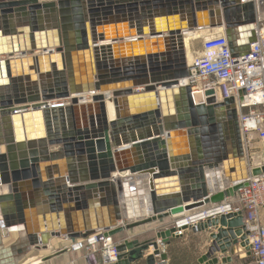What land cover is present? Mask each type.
I'll return each instance as SVG.
<instances>
[{
	"label": "water",
	"instance_id": "obj_1",
	"mask_svg": "<svg viewBox=\"0 0 264 264\" xmlns=\"http://www.w3.org/2000/svg\"><path fill=\"white\" fill-rule=\"evenodd\" d=\"M263 21L264 0H0V264H19L51 238L112 237L242 188L235 99L216 101L210 89L203 100L181 83L184 33L222 27L240 56ZM83 93L90 100L80 101ZM61 99L67 104L53 102ZM132 197L146 213L129 216ZM207 228L200 263L248 249L240 216L191 227ZM174 230L150 242L124 239L112 264H134L150 246L147 264L166 260L159 243ZM10 233L17 236L4 245Z\"/></svg>",
	"mask_w": 264,
	"mask_h": 264
},
{
	"label": "built area",
	"instance_id": "obj_2",
	"mask_svg": "<svg viewBox=\"0 0 264 264\" xmlns=\"http://www.w3.org/2000/svg\"><path fill=\"white\" fill-rule=\"evenodd\" d=\"M256 28V38L245 54L233 56L225 33L212 32L200 38V48L193 53L191 63L187 62L184 84L189 86L192 96L201 93L205 100V92L211 89L216 101L235 99L248 176L246 184L234 194L177 219L173 234L179 236L183 229L196 227L199 222L233 213L243 220L248 233L246 245L254 263L264 264V27L257 24ZM242 89L245 93L240 100ZM254 169L259 174H254ZM118 243L98 233L78 240L72 248L85 250V264H112L119 254Z\"/></svg>",
	"mask_w": 264,
	"mask_h": 264
},
{
	"label": "crops",
	"instance_id": "obj_3",
	"mask_svg": "<svg viewBox=\"0 0 264 264\" xmlns=\"http://www.w3.org/2000/svg\"><path fill=\"white\" fill-rule=\"evenodd\" d=\"M204 19L205 18H203V20ZM206 20L207 21L209 20L208 15L206 17ZM259 25L264 27V21L259 23ZM192 31L197 34V38H202L203 36L208 35V33L210 32L224 34V29L222 27H218L217 29L195 28L192 29ZM237 34L239 35V32ZM240 34L244 35V32H240ZM133 199L134 197L130 198L131 204L128 206L130 210L135 205ZM211 204L212 203L205 204L203 206L196 207L195 209L181 212V214L168 215L165 216V218L154 220L152 222H149V224L135 226L132 229H125L119 232L118 234H115L111 238H113V241L117 243L122 242L124 239H128L130 241H135V242H150L151 240H157L158 239V236H156L157 232L161 230H165V228L173 225V223L177 219L188 214H193L197 212V210L207 208ZM135 208H138L137 205ZM213 229L207 228L205 230H197V232H195L190 227H188L182 230L181 235L170 237V242L168 244L159 243L160 252L167 253L166 260H164L162 264H203L198 261V258L200 257V255L207 252L206 250L211 241V239L207 240L209 236L208 234ZM199 235H203L205 239L204 244L200 246V249L196 248V241H195L197 239V236ZM16 236H17L16 233H10L7 239H3L4 245H7L12 241H14ZM72 244H73L72 242H70L68 239H66L63 236L51 238L48 249H39L29 252L26 255V257L23 259V261L20 262L19 264H34L35 261H39L37 262V264H85L87 257L85 250L83 249L75 250L72 248ZM60 249H64V251L53 255L55 251ZM151 251H152V247L150 246L149 249L143 251V257L140 258L138 261H135L134 264H147L145 257L148 254H150ZM229 253L231 254V260L226 262L219 261L217 264H245L246 260H243L242 258L243 256L241 254L240 255L237 254L236 251L234 253L231 252ZM215 255H217L218 257L220 256L227 257L226 255L229 254H222L221 252H216ZM45 256H51V257L46 260L43 259L41 260V258ZM160 260L161 259L159 256H155V262H158Z\"/></svg>",
	"mask_w": 264,
	"mask_h": 264
},
{
	"label": "bare ground",
	"instance_id": "obj_4",
	"mask_svg": "<svg viewBox=\"0 0 264 264\" xmlns=\"http://www.w3.org/2000/svg\"><path fill=\"white\" fill-rule=\"evenodd\" d=\"M204 29V28H203ZM217 29V28H216ZM220 29V28H219ZM199 30V29H198ZM213 31V30H212ZM218 31V30H217ZM211 33V32H210ZM207 34V33H206ZM195 40H197V34L194 33L193 31H186L184 33V46H185V52H186V61L188 63H191V59L193 58V51H192V44L195 42ZM186 79H181V83H185ZM105 95H107V93H105ZM79 97L80 101L83 100H90L91 96L87 93H83V94H78L76 95ZM54 103H59V102H63L65 104H67V102L65 101V99H61V100H53ZM106 110L108 111V117L109 119H114L115 118V111H113V103L106 100ZM223 178L221 176H219V184L222 185L223 184ZM2 191V190H0ZM5 191V189L3 190ZM133 194H135V192L133 191L132 193H130L131 196H133ZM134 200V199H133ZM130 201V203H129ZM135 204V201H133ZM132 202V203H133ZM131 204V200H128V204L127 206H129ZM136 204L134 205V207L130 210V208H128L129 212V216L133 217V216H138L141 215L142 212L146 213V208L143 209V211H140L138 208H135ZM135 208V209H134ZM133 210V211H132ZM77 242V241H76ZM30 263V262H29Z\"/></svg>",
	"mask_w": 264,
	"mask_h": 264
},
{
	"label": "rangeland",
	"instance_id": "obj_5",
	"mask_svg": "<svg viewBox=\"0 0 264 264\" xmlns=\"http://www.w3.org/2000/svg\"><path fill=\"white\" fill-rule=\"evenodd\" d=\"M200 46H201L200 45V38H197V40H195V42L192 44L191 49H192L193 53H195L200 48ZM210 239H211L210 236H208L207 240H210ZM195 241H196V248L200 249V246L202 244H204V241H205L204 236L203 235L197 236V239ZM210 244H211V241H210ZM236 250H237V254H239V255L241 254L243 256L242 257L243 260H246L245 264H254L253 257H252V255L248 249H246L244 247H240L239 249H236Z\"/></svg>",
	"mask_w": 264,
	"mask_h": 264
}]
</instances>
